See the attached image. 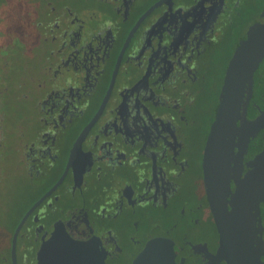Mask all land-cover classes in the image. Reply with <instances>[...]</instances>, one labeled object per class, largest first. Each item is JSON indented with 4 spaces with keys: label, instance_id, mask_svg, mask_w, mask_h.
Masks as SVG:
<instances>
[{
    "label": "flooded vegetation",
    "instance_id": "flooded-vegetation-1",
    "mask_svg": "<svg viewBox=\"0 0 264 264\" xmlns=\"http://www.w3.org/2000/svg\"><path fill=\"white\" fill-rule=\"evenodd\" d=\"M260 1L0 0V264H210L205 138Z\"/></svg>",
    "mask_w": 264,
    "mask_h": 264
},
{
    "label": "water",
    "instance_id": "water-1",
    "mask_svg": "<svg viewBox=\"0 0 264 264\" xmlns=\"http://www.w3.org/2000/svg\"><path fill=\"white\" fill-rule=\"evenodd\" d=\"M264 17V11L261 13ZM264 57V20L249 26L229 57L217 96L214 118L205 138L202 173L207 201L218 235L208 254L210 264H264L259 204L264 202V109L252 119L246 108L253 73ZM263 131L261 149L245 163L250 138ZM236 147V153L233 152ZM233 163V165H231ZM234 183L233 191L229 181ZM136 264H197L171 242L147 246Z\"/></svg>",
    "mask_w": 264,
    "mask_h": 264
},
{
    "label": "trees",
    "instance_id": "trees-1",
    "mask_svg": "<svg viewBox=\"0 0 264 264\" xmlns=\"http://www.w3.org/2000/svg\"><path fill=\"white\" fill-rule=\"evenodd\" d=\"M260 20H262V18ZM262 60H264V57L262 58ZM247 106L249 116H255L257 111L256 109H264V80L259 77V71L257 70H255L253 73L252 93ZM249 141H255V151H259L263 142V131L260 130L254 137L250 138ZM260 211L261 215L264 218V202L261 203Z\"/></svg>",
    "mask_w": 264,
    "mask_h": 264
},
{
    "label": "rangeland",
    "instance_id": "rangeland-1",
    "mask_svg": "<svg viewBox=\"0 0 264 264\" xmlns=\"http://www.w3.org/2000/svg\"><path fill=\"white\" fill-rule=\"evenodd\" d=\"M264 3V0H261L259 2L260 6H262ZM260 16V14H259ZM260 17L253 16L252 14L245 17V21L251 25L256 24L259 21ZM257 71H259V77H261L262 80H264V60H261L256 68Z\"/></svg>",
    "mask_w": 264,
    "mask_h": 264
}]
</instances>
